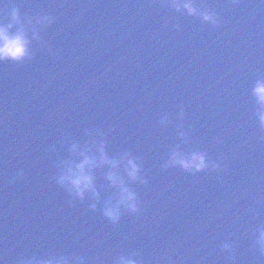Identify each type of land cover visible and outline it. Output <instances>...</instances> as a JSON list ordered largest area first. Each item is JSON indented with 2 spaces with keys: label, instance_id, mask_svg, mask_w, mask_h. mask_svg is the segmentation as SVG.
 <instances>
[{
  "label": "clouds",
  "instance_id": "9594fccd",
  "mask_svg": "<svg viewBox=\"0 0 264 264\" xmlns=\"http://www.w3.org/2000/svg\"><path fill=\"white\" fill-rule=\"evenodd\" d=\"M170 6L177 12L183 8L188 15H196L197 10L193 7L191 0H170ZM205 22L215 23L214 17L210 14H203L201 17ZM49 18H43L38 23H48ZM20 25L19 14L15 9L10 14V22L0 23V62L11 61L19 63L28 58V40L24 34L23 28H17V31L12 32L14 26ZM252 95L255 97L260 106V111L257 113L260 126L264 129V81L257 80L252 89ZM184 133L180 132L179 136L184 137ZM76 148L73 146L72 151L75 152ZM125 174L129 181L135 182L139 179L140 168L137 163L130 158H126ZM211 162H206L205 156L201 152H192L190 155L185 156L177 150H173L168 159L163 164L164 168L179 166L182 170L188 172H200L208 169ZM108 166L111 169H117L119 164L116 160L109 159L104 151V146L101 144L98 148V158L83 155L80 163H68L65 171L57 178V183L66 189L69 195L76 199L83 200L86 194H91V199L96 201L98 193L95 190L93 183L94 177L92 169L98 166ZM215 169L217 165L211 164ZM106 179L109 184L119 189L118 199L113 204L111 201L105 203L102 209V216L112 225L119 223L121 218V208L125 209L131 214L139 211V202L136 194L129 190L124 184L123 179L116 174L115 171H110ZM143 182V181H142ZM90 210H96V203H92ZM257 243L260 245L261 251H264V230L259 234ZM47 264H52L48 261ZM58 264V262H57ZM118 264H136L130 258L120 257Z\"/></svg>",
  "mask_w": 264,
  "mask_h": 264
}]
</instances>
